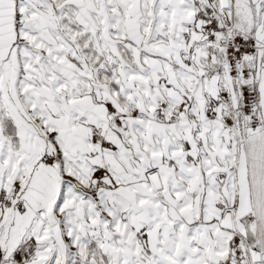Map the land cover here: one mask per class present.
I'll list each match as a JSON object with an SVG mask.
<instances>
[{"label": "snow or ice", "instance_id": "6c2138e0", "mask_svg": "<svg viewBox=\"0 0 264 264\" xmlns=\"http://www.w3.org/2000/svg\"><path fill=\"white\" fill-rule=\"evenodd\" d=\"M0 264H264V0H0Z\"/></svg>", "mask_w": 264, "mask_h": 264}]
</instances>
